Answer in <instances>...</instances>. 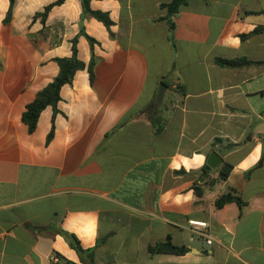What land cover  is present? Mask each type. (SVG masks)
Returning <instances> with one entry per match:
<instances>
[{"label": "crops", "instance_id": "1", "mask_svg": "<svg viewBox=\"0 0 264 264\" xmlns=\"http://www.w3.org/2000/svg\"><path fill=\"white\" fill-rule=\"evenodd\" d=\"M56 1L16 0L5 24L0 0V264H81L64 233L96 264H264V33L241 39L264 26V0H186L172 34L159 20L172 0H92L110 29L83 17L80 0L34 20ZM75 39L81 61L97 58L95 82L77 71L54 120L48 107L31 133L23 113ZM217 139L232 169L202 183ZM228 193L245 207L216 208ZM191 222L207 224L211 244ZM168 238L188 252H148Z\"/></svg>", "mask_w": 264, "mask_h": 264}, {"label": "trees", "instance_id": "2", "mask_svg": "<svg viewBox=\"0 0 264 264\" xmlns=\"http://www.w3.org/2000/svg\"><path fill=\"white\" fill-rule=\"evenodd\" d=\"M15 1L16 0H10V9L4 20L5 24H8L12 18ZM80 1L83 8V17L92 16L99 22L103 23L105 27H107L108 29L111 28L113 22L108 13L93 10L91 8L92 0H80ZM63 2L64 0H58L50 4L45 8L44 12L36 14L34 20L41 18L42 22L45 23L51 10L58 5H61ZM185 4H186V0H172L168 4L161 5V9L166 10V15L160 18L159 20L165 21L167 23L171 34L175 30L174 17L178 14L180 7ZM261 33H264V26H257V28L251 34L243 35L241 36V39L246 40L251 38L252 36L259 35ZM86 38L88 39L91 48L93 49L97 41L87 35ZM170 40L173 41L172 35L170 36ZM72 50H73V55L71 57L57 58L55 60L60 69L58 76L47 87H45L43 90L37 93L34 101L31 102L26 107V110L23 113L22 120L29 127V131L31 133H33L36 130L41 114L48 107H51L54 111V116H53V120H54L55 116L59 113L58 104L61 101V90L65 85L72 84L77 71L87 69L90 76L91 84L93 85L95 82V67L97 65V58L95 57L94 53L92 54L90 63L86 65L83 61H81L78 58L77 39L73 41ZM216 63L221 67L238 68L241 66L261 64L262 62H252L247 59L226 60V59L218 58L216 60ZM156 120L158 121V119L155 120L152 119L154 125H158ZM159 132H161V126L157 127V133ZM53 136H54V121L51 132L48 135V142L53 138ZM221 141L222 140L220 139H217L215 141L214 144L215 151L213 152L217 151V153H220V151L216 149V143ZM237 146H238L237 144L227 143L225 149L230 151ZM231 169H232L231 165L224 163L219 172V179L226 180ZM203 172L204 173L206 172L205 168L203 169ZM209 181H212V183H214L213 180H208V182ZM195 192L197 193L198 196H202L204 193V191L198 187L195 188ZM229 203H236L240 208H243L246 205V203L243 201L241 196L237 194L228 193L219 197L215 201V206L216 208L220 209ZM63 235L66 238V240L69 242L70 246L79 255L81 259V264H96L95 250L93 248L91 249L83 248L80 241L75 235L69 233H64ZM104 242L105 239L99 240L97 245H100ZM148 252L152 255L171 254V255L182 256L188 252V248L178 247L172 243L170 238H168L167 240L159 242L156 245L149 246Z\"/></svg>", "mask_w": 264, "mask_h": 264}, {"label": "water", "instance_id": "3", "mask_svg": "<svg viewBox=\"0 0 264 264\" xmlns=\"http://www.w3.org/2000/svg\"><path fill=\"white\" fill-rule=\"evenodd\" d=\"M167 86L165 84H161L156 92V97L154 103L158 105L162 102L164 95L166 93ZM223 163L222 157L217 152H212L207 159V164L205 166V173L201 178V182H205L206 179L210 177V173L214 170H217Z\"/></svg>", "mask_w": 264, "mask_h": 264}, {"label": "built area", "instance_id": "4", "mask_svg": "<svg viewBox=\"0 0 264 264\" xmlns=\"http://www.w3.org/2000/svg\"><path fill=\"white\" fill-rule=\"evenodd\" d=\"M191 224L193 226H195L197 228V233L202 236L207 238V243L211 244L212 240L210 237H208L205 233V229L207 228V224L206 223H197V222H191ZM55 262H58L59 260L57 258L54 259Z\"/></svg>", "mask_w": 264, "mask_h": 264}, {"label": "rangeland", "instance_id": "5", "mask_svg": "<svg viewBox=\"0 0 264 264\" xmlns=\"http://www.w3.org/2000/svg\"><path fill=\"white\" fill-rule=\"evenodd\" d=\"M160 87V85L157 87V90H158V88ZM167 99H168V95L166 96V99H165V101L164 102H166L167 101ZM160 104V103H159ZM158 104V105H159Z\"/></svg>", "mask_w": 264, "mask_h": 264}]
</instances>
